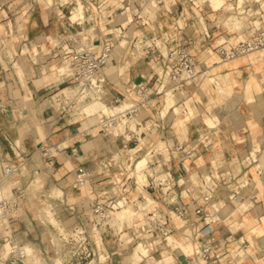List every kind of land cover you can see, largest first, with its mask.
<instances>
[{"label": "clouds", "instance_id": "obj_1", "mask_svg": "<svg viewBox=\"0 0 264 264\" xmlns=\"http://www.w3.org/2000/svg\"><path fill=\"white\" fill-rule=\"evenodd\" d=\"M0 264H264V0H0Z\"/></svg>", "mask_w": 264, "mask_h": 264}]
</instances>
